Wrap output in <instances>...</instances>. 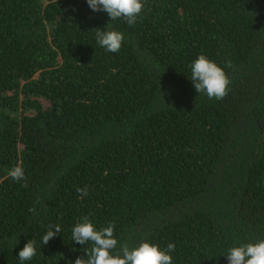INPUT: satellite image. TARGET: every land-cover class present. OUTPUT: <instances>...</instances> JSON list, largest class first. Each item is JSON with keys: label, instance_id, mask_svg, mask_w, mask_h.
I'll return each instance as SVG.
<instances>
[{"label": "trees", "instance_id": "trees-1", "mask_svg": "<svg viewBox=\"0 0 264 264\" xmlns=\"http://www.w3.org/2000/svg\"><path fill=\"white\" fill-rule=\"evenodd\" d=\"M97 28L124 35L119 53ZM201 54L231 80L221 101L191 82ZM84 216L115 224L116 251L174 244L173 264L264 239V0H145L133 26L87 0H0V264L28 240L23 264L86 259Z\"/></svg>", "mask_w": 264, "mask_h": 264}, {"label": "clouds", "instance_id": "clouds-1", "mask_svg": "<svg viewBox=\"0 0 264 264\" xmlns=\"http://www.w3.org/2000/svg\"><path fill=\"white\" fill-rule=\"evenodd\" d=\"M89 8L93 12H106L110 21L122 19L127 25L137 23L145 8V0H87ZM109 28L111 27L108 24ZM96 42L110 53H119L124 42V35L116 30H101L97 28ZM231 66V62H228ZM191 82L196 93L204 94L209 99L223 100L229 92V79L224 68L218 66L207 56L199 55L190 65ZM8 176L16 182L25 181V171L21 165H16L8 171ZM81 196L88 195L87 187L77 188ZM29 211L34 212V208ZM115 224L109 223L99 230L89 220L88 216L82 218L72 231V240L78 244H90L85 252L86 259L77 257L74 264H173L170 253L175 245L169 243L167 249L162 250L157 244L147 240L141 241L136 246H129L126 242L119 244L114 237ZM61 232L59 224L49 225L46 234L42 237V244H47ZM18 242V241H17ZM36 242L28 240L18 252V259L23 264L30 261L36 255ZM228 264H264V239L256 242L242 243L234 246L225 255Z\"/></svg>", "mask_w": 264, "mask_h": 264}]
</instances>
